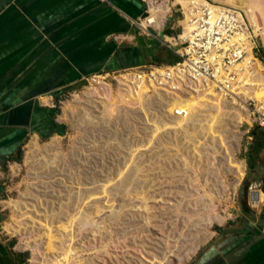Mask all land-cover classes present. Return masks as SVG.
Segmentation results:
<instances>
[{
    "label": "rangeland",
    "instance_id": "obj_1",
    "mask_svg": "<svg viewBox=\"0 0 264 264\" xmlns=\"http://www.w3.org/2000/svg\"><path fill=\"white\" fill-rule=\"evenodd\" d=\"M249 1L243 13L252 8L264 31V0ZM180 104L162 91L128 94L113 76L67 95L68 135L26 144L14 171L11 244L36 261L75 244L83 264H187L244 208L259 217L250 197L263 185L246 160L254 128L223 100H200L184 117Z\"/></svg>",
    "mask_w": 264,
    "mask_h": 264
},
{
    "label": "crops",
    "instance_id": "obj_2",
    "mask_svg": "<svg viewBox=\"0 0 264 264\" xmlns=\"http://www.w3.org/2000/svg\"><path fill=\"white\" fill-rule=\"evenodd\" d=\"M187 4L188 0H0V264L36 260H28L5 234L11 205L6 198L19 151L28 143L68 135L64 99L89 77L175 63L178 57L167 43L180 33L181 10ZM259 173L252 184L263 185ZM263 209L264 205L257 210V218L244 212L238 224L214 232L187 264H264Z\"/></svg>",
    "mask_w": 264,
    "mask_h": 264
},
{
    "label": "built area",
    "instance_id": "obj_3",
    "mask_svg": "<svg viewBox=\"0 0 264 264\" xmlns=\"http://www.w3.org/2000/svg\"><path fill=\"white\" fill-rule=\"evenodd\" d=\"M181 13L184 21L181 31L167 43L178 57L175 63L137 66L91 76L88 81L113 76L131 94L162 91L184 101L190 96H198L202 101L223 100L243 113L247 133L254 127L264 128V57L260 52V28L244 13L219 7L210 0H188ZM153 22L148 19L149 24ZM187 108L175 109L176 116L189 115L190 108ZM260 201L259 197L253 198L252 192L250 205L254 210L262 209L264 200ZM65 247L66 251H60L59 245L58 251L52 254L44 252L45 256L32 264H83L79 245Z\"/></svg>",
    "mask_w": 264,
    "mask_h": 264
},
{
    "label": "trees",
    "instance_id": "obj_4",
    "mask_svg": "<svg viewBox=\"0 0 264 264\" xmlns=\"http://www.w3.org/2000/svg\"><path fill=\"white\" fill-rule=\"evenodd\" d=\"M264 57V56H263ZM252 135L254 137V144L251 146L249 152L247 153V159L248 160V167L250 172L253 174H250V180L254 181L255 180V174H260L261 173V179L263 181V190H264V170L263 166L261 165L260 158L261 154L264 152V128H259V127H254L252 129ZM22 155L23 152L22 150L19 151V158L17 159V162L20 163L22 161ZM244 212L250 216H252L245 208ZM260 221H264V209L261 214ZM14 245V244H12ZM26 258H28V255H25ZM25 264V262H23Z\"/></svg>",
    "mask_w": 264,
    "mask_h": 264
},
{
    "label": "bare ground",
    "instance_id": "obj_5",
    "mask_svg": "<svg viewBox=\"0 0 264 264\" xmlns=\"http://www.w3.org/2000/svg\"><path fill=\"white\" fill-rule=\"evenodd\" d=\"M213 1L215 3H218L219 7L221 6L223 8H228V6H229V8L235 9L238 12H242V13L244 12V9L251 7L249 0H211V2H213ZM252 12H253V9L251 8V9H248V11H245V14L255 25H257L260 28L256 19L251 15ZM146 23L147 22H144V26ZM260 33L262 34V36L264 38V31H262L261 28H260ZM141 92L143 93V91H141ZM127 93L130 94V92H127ZM136 100H137V98H136ZM138 100H140V96L138 97ZM200 100L201 99L198 96H190L185 101L180 100L181 104L177 107V109H179L181 107H188L191 110V108H194L195 106H197V104H198V102H200ZM258 196H260V200H261L260 202H262L264 200V196L262 194H259V192L253 191V198L258 199ZM260 202H259V204H260ZM259 204H257V205H259ZM257 207H259V206H257Z\"/></svg>",
    "mask_w": 264,
    "mask_h": 264
}]
</instances>
